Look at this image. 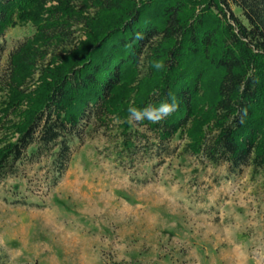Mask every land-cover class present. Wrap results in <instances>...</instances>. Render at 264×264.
Instances as JSON below:
<instances>
[{"label": "trees", "instance_id": "1", "mask_svg": "<svg viewBox=\"0 0 264 264\" xmlns=\"http://www.w3.org/2000/svg\"><path fill=\"white\" fill-rule=\"evenodd\" d=\"M21 23L33 33L6 59V36ZM4 60L0 181L41 157L56 180L95 125L172 98L175 112L139 125L149 135L117 125L116 159L140 180L154 170L136 164L153 168L176 155L179 135L187 138L180 150L228 174L264 170V0H0ZM155 60L165 63L159 72ZM38 69L40 83L28 91Z\"/></svg>", "mask_w": 264, "mask_h": 264}, {"label": "rangeland", "instance_id": "2", "mask_svg": "<svg viewBox=\"0 0 264 264\" xmlns=\"http://www.w3.org/2000/svg\"><path fill=\"white\" fill-rule=\"evenodd\" d=\"M32 33L31 23L11 28L6 59ZM6 71L4 60L0 106ZM117 125H95L56 180L41 157L0 181V264H264L263 169L228 174L226 165L183 152L179 135L176 155L153 168L136 164L154 170L142 181L116 159Z\"/></svg>", "mask_w": 264, "mask_h": 264}, {"label": "clouds", "instance_id": "3", "mask_svg": "<svg viewBox=\"0 0 264 264\" xmlns=\"http://www.w3.org/2000/svg\"><path fill=\"white\" fill-rule=\"evenodd\" d=\"M141 38V36H137V39ZM150 66L156 72H159L165 67V63L163 60H155L150 62ZM178 108L179 103L175 100V98H172V101L170 103H161L158 107L148 106L145 108H138L135 106H129L127 108V117L124 120H121L119 116L114 117V122L117 124L127 123L128 125L133 127L140 125L145 120H147L151 124H159L173 112H175Z\"/></svg>", "mask_w": 264, "mask_h": 264}]
</instances>
